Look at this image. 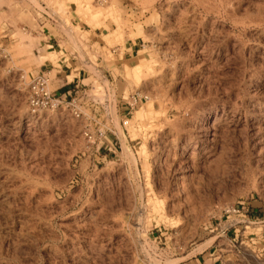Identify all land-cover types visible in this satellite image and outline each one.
I'll use <instances>...</instances> for the list:
<instances>
[{"label": "rangeland", "instance_id": "rangeland-1", "mask_svg": "<svg viewBox=\"0 0 264 264\" xmlns=\"http://www.w3.org/2000/svg\"><path fill=\"white\" fill-rule=\"evenodd\" d=\"M209 247L264 264V0H0V264Z\"/></svg>", "mask_w": 264, "mask_h": 264}, {"label": "crops", "instance_id": "crops-1", "mask_svg": "<svg viewBox=\"0 0 264 264\" xmlns=\"http://www.w3.org/2000/svg\"><path fill=\"white\" fill-rule=\"evenodd\" d=\"M72 65L75 66V64H72ZM65 67L67 69L69 68L68 65H65ZM76 70H78V68L73 69L72 71L69 72V75L65 76V79H68L70 78L71 75H73L71 80L67 81L65 85L61 86L58 89L56 95L62 94V96H65L71 93L77 94L79 92L78 90L80 86H82V84H84V82L88 80L86 77L89 76V73L84 69H79L78 71ZM57 73L58 75L61 74L60 72H57ZM105 141H106V144L104 145L105 147H103L102 152L99 155L101 161L103 160L106 161L107 159L111 158V155L113 154L110 146H107L108 142L106 139ZM96 157L97 156L94 153H91L89 154L88 159L94 162V158ZM93 166H94V163H93ZM236 257H237V254L235 253L218 254L214 250V248L209 247L195 254L192 257L184 259V261H182L180 264H230L231 263L230 259L236 258Z\"/></svg>", "mask_w": 264, "mask_h": 264}, {"label": "built area", "instance_id": "built-area-1", "mask_svg": "<svg viewBox=\"0 0 264 264\" xmlns=\"http://www.w3.org/2000/svg\"><path fill=\"white\" fill-rule=\"evenodd\" d=\"M103 3L104 0H99ZM49 73H42L35 77L29 86L27 95L28 106L31 111H55L62 107L63 102L59 98L53 97L48 91ZM136 98H139L138 95ZM136 103L137 99L133 98ZM132 108V105H129ZM87 140L94 143V139L90 135H85ZM101 136V135H100Z\"/></svg>", "mask_w": 264, "mask_h": 264}]
</instances>
